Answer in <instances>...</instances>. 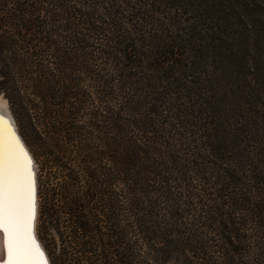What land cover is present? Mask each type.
I'll use <instances>...</instances> for the list:
<instances>
[{"label": "trees", "instance_id": "16d2710c", "mask_svg": "<svg viewBox=\"0 0 264 264\" xmlns=\"http://www.w3.org/2000/svg\"><path fill=\"white\" fill-rule=\"evenodd\" d=\"M249 6L0 0V93L66 178L39 209L50 264H83L76 253L104 235L85 214L93 173L67 166L88 125L91 155L116 169L115 259L104 244L92 264H264V97L249 50L233 51L258 37ZM88 93L99 123L78 118Z\"/></svg>", "mask_w": 264, "mask_h": 264}, {"label": "rangeland", "instance_id": "374dc122", "mask_svg": "<svg viewBox=\"0 0 264 264\" xmlns=\"http://www.w3.org/2000/svg\"><path fill=\"white\" fill-rule=\"evenodd\" d=\"M249 2V10L252 12V17L248 19L242 18L241 20L243 24L246 23L249 28L254 29L258 34V37H256V40L251 41L253 42V46L251 48H233V51L238 52L239 49L249 50L251 54L250 64L253 66L251 67V70L255 74L256 78L255 90L253 88V90H251V94H256L264 97V0H249ZM77 81L78 88L86 90V88L88 87L87 81L82 74L78 75ZM85 97L86 99L84 100V110L78 118H80V120H88V118H92L99 123L100 119L102 118V101H100L95 94L88 93ZM7 111L12 114L11 116L14 120V123L16 124V129L23 142L26 143L28 150L32 154V161L33 163H35L38 197L36 232L37 237L48 256V253L50 254V251L52 252V247H50V242L48 241V239L55 238V235L52 232V236L51 231L48 232L49 238L44 235V232L41 228L42 218L39 209L41 211L42 204L47 197L46 189H49L50 186L55 187V185H59L60 183L66 181V178L62 177V174L64 173H62L61 169H59L58 167L45 168L43 163L44 156L41 155L38 146L34 144L30 133L26 130L25 127L22 126L18 117H16V115L13 113L8 101ZM83 134L86 140L83 146V150H77L76 152L70 146H68V150L72 152L71 156L74 159H72L67 164V166L70 168V170L73 171V173L77 174L82 172L81 169H84V167H86L94 175V178L91 179V183L93 184V192L90 194V197H87L86 199L85 214L89 218V221L92 223V225H97L101 233H103L104 235L103 237L99 236L100 238L96 237L97 240L95 242H91L90 246L84 253H76L77 256H82L83 264H92V260L100 259V254L103 251L104 244H107L105 249H109V251L111 252V258L113 260L115 259L112 251H114V249L116 250V169L114 167V164L108 159L101 158L99 161L96 155H91L93 150H98V147H95L97 146V144H99L96 138V135L98 134L97 129L91 128L88 125L86 126ZM77 153H85L84 160L81 159L80 161V159L77 158ZM63 160H66L65 157ZM67 172H69V170H67ZM50 174L52 175V177H50ZM79 177V181L76 185L87 187L89 182L88 177L84 174V172L82 175L79 174ZM67 182H69V180ZM97 186L98 188H96ZM123 218L125 219V221L127 218H129L127 213H124ZM88 240L90 241V238H88ZM92 244L96 246L95 251ZM95 264H101V262L97 261V263Z\"/></svg>", "mask_w": 264, "mask_h": 264}, {"label": "snow or ice", "instance_id": "6c2138e0", "mask_svg": "<svg viewBox=\"0 0 264 264\" xmlns=\"http://www.w3.org/2000/svg\"><path fill=\"white\" fill-rule=\"evenodd\" d=\"M36 188L32 160L0 117V250L3 264H48L34 234Z\"/></svg>", "mask_w": 264, "mask_h": 264}, {"label": "bare ground", "instance_id": "6f19581e", "mask_svg": "<svg viewBox=\"0 0 264 264\" xmlns=\"http://www.w3.org/2000/svg\"><path fill=\"white\" fill-rule=\"evenodd\" d=\"M12 114H10L8 111H7V101L4 97H2V95L0 94V117H2L3 119H5L6 121L9 122V124L12 126V128L14 129V131L16 132V135L17 137L19 138L21 144L23 145L24 149L26 150V152L28 153V155L30 156V158L32 157V154L30 153V151L28 150L27 146H26V143L23 142L22 138L20 137L17 129H16V124L14 123V120L11 116ZM31 160H33L31 158ZM32 171L34 173V179H35V188H36V218H35V222H34V234L36 235L37 237V232H36V220H37V211H38V197H37V178H36V169H35V163H33L32 161ZM38 239V237H37ZM38 242L39 244L41 245L39 239H38ZM41 248L43 250V252L45 253V256H46V259L48 261V264H50L49 262V259H48V256L44 250V248L42 247L41 245ZM4 257V260L6 259V256L4 255L3 251L0 250V264H3V261L2 260Z\"/></svg>", "mask_w": 264, "mask_h": 264}, {"label": "flooded vegetation", "instance_id": "af4514ba", "mask_svg": "<svg viewBox=\"0 0 264 264\" xmlns=\"http://www.w3.org/2000/svg\"><path fill=\"white\" fill-rule=\"evenodd\" d=\"M2 260H4V257H3V259Z\"/></svg>", "mask_w": 264, "mask_h": 264}]
</instances>
